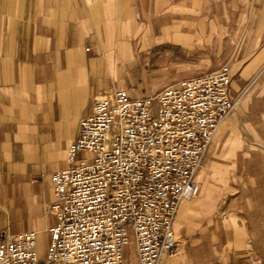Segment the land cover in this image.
<instances>
[{"label":"crops","instance_id":"crops-1","mask_svg":"<svg viewBox=\"0 0 264 264\" xmlns=\"http://www.w3.org/2000/svg\"><path fill=\"white\" fill-rule=\"evenodd\" d=\"M225 64L239 101L164 264H264V0H0V231H36L45 256L52 175L100 93L150 96Z\"/></svg>","mask_w":264,"mask_h":264},{"label":"built area","instance_id":"built-area-1","mask_svg":"<svg viewBox=\"0 0 264 264\" xmlns=\"http://www.w3.org/2000/svg\"><path fill=\"white\" fill-rule=\"evenodd\" d=\"M231 80L225 64L150 96L100 93L67 167L52 175L56 222L45 256L36 231H0V264H125L130 244L135 264H164L178 247V208L198 194L196 175L239 101Z\"/></svg>","mask_w":264,"mask_h":264},{"label":"rangeland","instance_id":"rangeland-1","mask_svg":"<svg viewBox=\"0 0 264 264\" xmlns=\"http://www.w3.org/2000/svg\"><path fill=\"white\" fill-rule=\"evenodd\" d=\"M81 156H87L86 155V153H82L81 154ZM200 189H201V187H200ZM199 192H200V190H199ZM199 192H198V194H199ZM197 194V195H198ZM197 195H195L194 197H196ZM47 241H45V244H44V253L43 254H45V252H46V249H47ZM125 258L127 259V261L128 262H132V261H134V254H133V251H132V249H131V247H130V245H128L126 248H125ZM126 261V260H125ZM129 264H134V263H129Z\"/></svg>","mask_w":264,"mask_h":264}]
</instances>
